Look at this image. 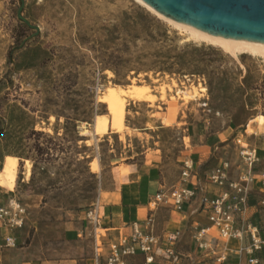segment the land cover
Returning <instances> with one entry per match:
<instances>
[{
  "label": "rangeland",
  "instance_id": "obj_1",
  "mask_svg": "<svg viewBox=\"0 0 264 264\" xmlns=\"http://www.w3.org/2000/svg\"><path fill=\"white\" fill-rule=\"evenodd\" d=\"M18 10L0 0V195L25 209L14 235L26 246L66 249L65 230L115 188L119 164L159 157L168 181L186 148L207 144L237 172L240 140L264 167V58L195 40L136 0H25L39 34ZM101 52L127 63L104 67Z\"/></svg>",
  "mask_w": 264,
  "mask_h": 264
},
{
  "label": "crops",
  "instance_id": "obj_2",
  "mask_svg": "<svg viewBox=\"0 0 264 264\" xmlns=\"http://www.w3.org/2000/svg\"><path fill=\"white\" fill-rule=\"evenodd\" d=\"M251 123L256 122L253 120ZM186 149L189 154L184 160L189 158L196 171L189 185L198 188L197 196L191 202L186 203L181 212H177L171 206L162 205L154 213L155 221L151 232L160 238V246L155 250L156 262L177 264L165 254L166 249L173 248L179 257L178 264L186 263L185 259L189 258L194 261V264H217L216 258L223 254V248H215V255L209 258L201 256L202 253L198 251L193 237L197 227L210 226L211 211L209 207L202 204V198L205 195L213 198L222 192L208 179L210 172L216 167L211 161L213 153L207 144L194 145ZM161 166V160L156 156L152 157L149 163L114 166L115 188L106 192L103 199L99 200L103 232L99 240V243H102L100 254H96V242L86 233L89 227L84 218L83 226L69 227L65 230L63 243L67 248L57 249L51 254L47 248L37 252L32 248V243L26 246L25 233H20L18 237L13 234L17 245L15 248L0 249V264H106L110 254V245L119 242L122 237L129 236L133 223L138 222L144 226L149 219L151 216L150 201L154 196L163 190L183 187L181 175L166 181ZM241 171V166L237 168V172L230 168V179L236 181ZM247 216L253 224H258L264 219L263 212L256 207L251 208ZM8 234L7 230L2 229L0 237ZM207 240H210V237H207ZM247 244L248 240L227 242L226 260L223 264H247V255L240 252ZM137 259L142 264V256L130 258L127 263L131 264Z\"/></svg>",
  "mask_w": 264,
  "mask_h": 264
},
{
  "label": "built area",
  "instance_id": "obj_3",
  "mask_svg": "<svg viewBox=\"0 0 264 264\" xmlns=\"http://www.w3.org/2000/svg\"><path fill=\"white\" fill-rule=\"evenodd\" d=\"M240 144V160L242 171L236 181L229 176L230 164L226 161L220 163L210 172L209 182L222 190L210 198L205 195L202 204L210 208V226L197 227L194 240L201 256L215 255V248L222 247L223 254L216 258L217 264L226 260V243L229 241L245 242L248 244L240 250L247 255V264H264V256H256L264 250V219L253 224L248 215L251 208L256 207L264 214V167L259 169L261 163L258 152L249 145ZM193 162L188 158L182 163L181 182L183 187L158 192L150 201L151 216L141 225L136 222L132 225L129 236L122 237L119 242L110 245V254L106 264H128L130 258L142 256V264H158L155 250L160 246V238L151 232L154 225V213L162 205L173 207L181 212L186 203L197 196L198 188L190 186L189 182L195 175ZM255 196V197H254ZM87 222L86 233L96 242V254H100L101 216L99 204L90 207L85 214ZM26 219V211L15 197L4 200L0 197V232L5 229L8 235L0 239V249L15 248L17 240L13 235L21 229ZM149 230V232H148ZM210 237V240H207ZM222 245V246H221ZM165 254L178 264L179 257L173 248L165 250Z\"/></svg>",
  "mask_w": 264,
  "mask_h": 264
},
{
  "label": "water",
  "instance_id": "obj_4",
  "mask_svg": "<svg viewBox=\"0 0 264 264\" xmlns=\"http://www.w3.org/2000/svg\"><path fill=\"white\" fill-rule=\"evenodd\" d=\"M157 13L197 30L264 44V0H141ZM19 0L18 19L37 34L40 28L24 17ZM26 41L22 44L25 45Z\"/></svg>",
  "mask_w": 264,
  "mask_h": 264
},
{
  "label": "bare ground",
  "instance_id": "obj_5",
  "mask_svg": "<svg viewBox=\"0 0 264 264\" xmlns=\"http://www.w3.org/2000/svg\"><path fill=\"white\" fill-rule=\"evenodd\" d=\"M136 1L138 3H140L141 5L145 6L146 8H148L149 11H151L152 13L157 15L159 18H162V19L168 21L169 23L173 24V26H175L179 29L187 31L190 34V36L193 37L195 40L209 42L211 44H216V45L220 46L224 51H226L230 54L249 53L251 55H256V56H260V57L264 58V44H257V43L242 41V40H236V39L217 36V35H213V34H209V33L197 30L191 26L173 21V20H171L165 16H162L161 14L152 10L149 6H147L141 0H136ZM132 86L135 87L134 84H132ZM143 87H145V86H143ZM195 94H196V91H195Z\"/></svg>",
  "mask_w": 264,
  "mask_h": 264
},
{
  "label": "trees",
  "instance_id": "obj_6",
  "mask_svg": "<svg viewBox=\"0 0 264 264\" xmlns=\"http://www.w3.org/2000/svg\"><path fill=\"white\" fill-rule=\"evenodd\" d=\"M21 28H24V29H27L26 25L24 24H20ZM151 38H153V36H151ZM104 64V67H115V68H118V67H122L123 64H126L127 62L123 60L122 56H117L115 54H112V55H109L108 53H104V52H101V55H100V58ZM162 65L160 70L161 71H164V72H171L174 67H175V63H170L169 62H161ZM236 108V107H233V109ZM5 121L6 119L4 117H0V140L3 136H5L6 132H7V128H5ZM32 133L34 135H37V136H41V137H47L43 132H36V131H32ZM47 140H48V144H51L53 143V139L50 138V137H47ZM37 150H38V153L42 156L43 158V155L45 154V150H43L41 148V146L39 144H36V147H35ZM43 160H45L43 158ZM6 235L4 236H1L0 239H2L3 237H5ZM256 256H260V257H263L264 256V250L257 253Z\"/></svg>",
  "mask_w": 264,
  "mask_h": 264
}]
</instances>
